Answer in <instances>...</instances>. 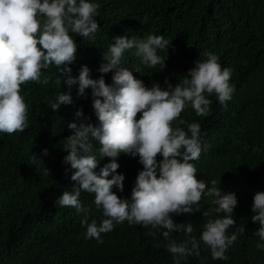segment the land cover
<instances>
[{
  "label": "trees",
  "instance_id": "obj_1",
  "mask_svg": "<svg viewBox=\"0 0 264 264\" xmlns=\"http://www.w3.org/2000/svg\"><path fill=\"white\" fill-rule=\"evenodd\" d=\"M88 2L100 5L95 17L99 29L94 39L73 34L79 45L77 59L70 65L73 78L78 77L81 66L88 67L90 78H99L98 69L114 36L144 39L162 35L171 43L163 71L159 66L146 68L132 51L125 52L121 66L133 71L149 87L153 82L165 87V78L173 85L181 83L195 60L205 59L202 53L206 51L218 55L221 66L231 69L230 83L235 91L226 105L212 95L208 97L212 101L208 116H197L188 107L180 116L185 123L177 121L173 126L187 131L188 124H200L203 150L198 160L190 161L197 170L196 178L209 187L216 180L224 193L235 194L237 206L231 218L236 225L227 232L232 235L237 228H244V232L237 233V240L226 251L227 260H213L201 243L199 257L187 256L181 264H264V250L257 247L264 241L255 234L259 223L251 221L250 211L254 193L264 192V0ZM136 65L141 68L139 73L135 72ZM43 75L51 78L48 85L21 86L28 106V128L12 135L0 133V264H174L160 231L149 236L148 229L127 221L102 234V243L85 239L86 227L81 224L84 216L88 223L94 219L99 224L104 219L102 210L95 208L93 194L82 192L80 196L82 206L90 209L88 213H77L55 202L74 184L71 170L66 171L70 165L62 163L67 155L62 151L64 140L72 134L67 124L74 121L77 109L89 118L87 122L97 121L90 89L78 97V85L69 88L63 81L60 86L56 83L58 73L54 67L43 70ZM111 76V72L104 75L106 83L111 84ZM59 92L70 93L73 103L53 112L46 101ZM93 143V154L101 159L98 145ZM43 149L48 150V155L39 158L50 176L42 165L30 163L31 154L39 155ZM108 162L103 158L101 166ZM117 163L118 173L125 177L124 191H113L126 198L142 165L138 157L124 155ZM211 199L205 195L193 205L192 214L172 217L177 223H191V237L197 241L209 218L224 215H202L215 207ZM171 238L178 243L188 239L178 233L171 234Z\"/></svg>",
  "mask_w": 264,
  "mask_h": 264
},
{
  "label": "clouds",
  "instance_id": "obj_2",
  "mask_svg": "<svg viewBox=\"0 0 264 264\" xmlns=\"http://www.w3.org/2000/svg\"><path fill=\"white\" fill-rule=\"evenodd\" d=\"M99 8V3L88 0H0V133L12 135L28 128V106L21 86L48 85L51 78L44 76L43 70L54 67L59 86L62 81L69 88L78 85V97H83L86 89L91 90V107L97 121L87 122L89 118L77 109L74 121L67 124L72 134L64 140L62 151L67 155L62 163L70 165L66 171L71 170L74 184L71 191L63 192L55 201L60 207L88 213L90 209L82 206L80 196L82 192L94 195L95 208L102 210L104 219L99 224L94 219L88 223L84 216L81 224L86 227L85 239L102 243V234L127 221L148 229L149 236L160 231L174 264H181L187 256L199 257L201 243L213 260H227L226 251L237 240V233L244 232V228H237L232 235L227 232L236 225L231 217L237 199L234 193H224L216 180L209 187L196 178L197 170L190 161L198 160L203 150L200 124H188L187 131L173 125L177 121L185 123L180 116L188 107L197 116H208L212 103L208 97L212 95L226 105L235 91L230 83L231 69L221 66L218 55L206 51L202 53L205 59L195 60L181 83L173 85L165 78V87L157 82L149 87L133 71L121 66L122 58L125 52L132 51L140 65L149 69L159 66L163 71L171 43L162 35L144 39L114 36L98 69L99 78H90L87 66H81L78 77L73 78L70 65L75 63L79 47L73 34L94 39L99 29L95 19ZM134 67L136 73L141 71L139 65ZM109 72L111 84L104 79ZM46 102L53 112L73 103L70 93L61 92ZM93 142L98 145L101 159L93 154ZM47 155V149L39 155L31 154L30 163L42 165L50 176L39 158ZM121 155L138 157L142 165L126 198L113 191H124L125 177L118 173L117 163ZM105 157L109 162L101 166ZM205 195L212 198L215 207L202 215H224L209 218L197 241L191 237V223H177L172 217L192 214L193 205ZM250 211L251 221L259 223L255 234L264 241V192L254 193ZM173 233L188 239L178 243L171 238ZM257 247L264 250V243Z\"/></svg>",
  "mask_w": 264,
  "mask_h": 264
}]
</instances>
